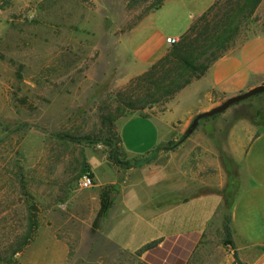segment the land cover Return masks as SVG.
Segmentation results:
<instances>
[{
	"label": "rangeland",
	"instance_id": "374dc122",
	"mask_svg": "<svg viewBox=\"0 0 264 264\" xmlns=\"http://www.w3.org/2000/svg\"><path fill=\"white\" fill-rule=\"evenodd\" d=\"M164 1L0 0V264H145L107 237L103 221L92 232L94 188L81 189L82 176L89 172L94 186L118 192L142 181L152 185L160 166L191 163L195 171L208 161L213 183L214 161H220L229 186L190 264H235L230 210L243 173L229 153L228 135L239 120L264 131V93L202 120L186 138L194 116L147 155L133 156L122 145L125 121L153 113L154 106L163 111L178 93L165 92L196 78L181 58L211 46L223 31L222 15L239 7V0H217L170 48L168 61L133 75L129 34ZM237 21L225 55L264 36V0Z\"/></svg>",
	"mask_w": 264,
	"mask_h": 264
},
{
	"label": "crops",
	"instance_id": "0c3cea01",
	"mask_svg": "<svg viewBox=\"0 0 264 264\" xmlns=\"http://www.w3.org/2000/svg\"><path fill=\"white\" fill-rule=\"evenodd\" d=\"M216 1L166 0L149 21L129 34L125 47L133 75L163 60L171 48L167 39L181 40ZM263 84L264 36L255 35L215 61L169 100L163 111L157 112L154 106L153 113L127 119L120 134L122 145L133 156L147 155L171 129L186 128L199 113ZM137 127L143 129L135 131ZM227 146L243 173L231 204L228 246L235 250V264H264V131L239 120L229 132ZM217 164L214 161L217 183L209 175L208 161L195 171L191 163L172 169L160 166L152 185L142 181L138 186H121L118 192L111 188L114 204L101 221L105 234L122 249L140 253L145 264H190L225 202L229 180L221 162ZM104 187H93L94 218Z\"/></svg>",
	"mask_w": 264,
	"mask_h": 264
},
{
	"label": "trees",
	"instance_id": "16d2710c",
	"mask_svg": "<svg viewBox=\"0 0 264 264\" xmlns=\"http://www.w3.org/2000/svg\"><path fill=\"white\" fill-rule=\"evenodd\" d=\"M261 1L262 0H239V2H238L239 7L237 10V13L236 12H234V13L230 12V14H229V12H228V13L223 14L221 19L219 20L220 22H218V24H220L221 27H224L223 31L218 35L217 39L215 40V42L211 46H209L208 48H200L202 50L200 51L199 54H196L194 56L192 55L189 58H181L182 64L184 65L185 69H188L189 71L195 72L194 77H196V78H199L202 75H204L205 72L209 69V67L215 61H217L219 58H221L225 55L226 50L228 48L226 43L231 41L233 34L235 33V31L238 28L237 18L238 17L245 18L247 16V13H251L260 4ZM163 3H161L157 7V9L159 7H161V5ZM212 9L213 8H211V10ZM192 29H193V25H192L190 30H192ZM190 30H189V32H190ZM185 36L183 38H185ZM176 45H178V44H176ZM175 46H173V47H175ZM212 49H214V50H212ZM208 52H210L209 57H211V58L210 59L205 58L204 62H202L201 59L203 57H205ZM170 57H171V54L169 53L163 60H161L160 62L155 64L151 68V70L158 69L165 61H168L170 59ZM189 83H191L190 80H188L184 83H181L178 86H174L172 89H168L165 92V95H168V96L173 95V94L179 92L180 90H182ZM140 109L144 110L145 107H142ZM86 173H89V172H86ZM111 190H112L111 188L110 189L104 188L101 192V206H100V209L97 213V216L93 222L92 229H91L94 234H97L101 221L108 215L109 211L111 210V208L114 204V198H113V195L111 193ZM230 236H231V234H230ZM230 244H231V240H229L228 245H230ZM139 255H140V253H139ZM236 261H238V259Z\"/></svg>",
	"mask_w": 264,
	"mask_h": 264
},
{
	"label": "water",
	"instance_id": "95a60500",
	"mask_svg": "<svg viewBox=\"0 0 264 264\" xmlns=\"http://www.w3.org/2000/svg\"><path fill=\"white\" fill-rule=\"evenodd\" d=\"M260 93H264V84L256 86L247 92H244V93H241V94L236 95L234 97H231V98L227 99L225 102H223L221 105L215 107L214 109H212L210 111L199 113L193 119L192 124H191V126L187 132L186 138L189 137L194 132V130L198 127V125L200 124V122L202 120L209 118V117H212V116H215L217 114H220V113L224 112L225 110H227L228 108H230L231 106H233L239 102H242L246 99H249L253 96H256Z\"/></svg>",
	"mask_w": 264,
	"mask_h": 264
},
{
	"label": "built area",
	"instance_id": "2783aa9c",
	"mask_svg": "<svg viewBox=\"0 0 264 264\" xmlns=\"http://www.w3.org/2000/svg\"><path fill=\"white\" fill-rule=\"evenodd\" d=\"M179 39L177 38H168L167 39V44L170 46V47H173L175 46L176 44L179 43ZM80 188L83 189V190H86V189H91L94 187L95 185V180L94 178L91 176L90 173H86L82 176L81 178V181H80ZM60 208L62 210H67L68 208V204L67 203H64V204H60ZM228 249H229V253L232 255V256H235V250L233 247L231 246H228Z\"/></svg>",
	"mask_w": 264,
	"mask_h": 264
}]
</instances>
